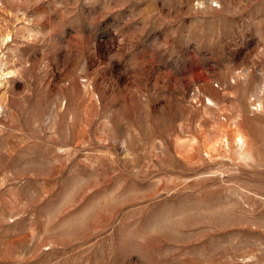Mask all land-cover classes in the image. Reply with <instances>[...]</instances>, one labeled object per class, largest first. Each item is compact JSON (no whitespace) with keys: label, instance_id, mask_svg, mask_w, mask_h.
<instances>
[{"label":"rangeland","instance_id":"obj_1","mask_svg":"<svg viewBox=\"0 0 264 264\" xmlns=\"http://www.w3.org/2000/svg\"><path fill=\"white\" fill-rule=\"evenodd\" d=\"M0 264H264V0H0Z\"/></svg>","mask_w":264,"mask_h":264}]
</instances>
